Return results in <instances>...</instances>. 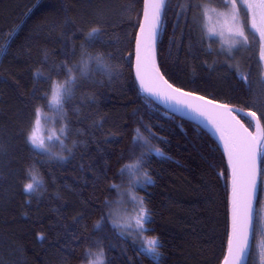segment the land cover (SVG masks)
Segmentation results:
<instances>
[{"label": "trees", "instance_id": "16d2710c", "mask_svg": "<svg viewBox=\"0 0 264 264\" xmlns=\"http://www.w3.org/2000/svg\"><path fill=\"white\" fill-rule=\"evenodd\" d=\"M192 2L201 8H191L186 22L185 15H178L186 0H167L156 47L159 69L178 88L256 112L264 126V105L252 86L253 57L233 70L206 51L201 10L225 8L224 3ZM142 5L143 0H0V44L7 45L6 54L0 55V264H82L86 249L99 250L96 241L108 264H156L137 251L155 236L158 264H220L223 259L229 234L228 164L207 131L140 91L133 50ZM97 27L99 37L86 43L87 33ZM82 44L93 55L103 53L113 73L96 69L81 79L65 106L66 116L53 107L43 109L46 130L58 131L65 124L69 129L62 137V154L68 158L48 161L27 143L34 109L47 103L41 96L51 80L65 79L66 73L57 75L54 66L78 61ZM73 48L75 55H66ZM37 71L51 80L34 77ZM240 118L252 129L249 118ZM145 126L155 133L151 144L164 156L153 155L144 165L154 183L143 190L135 187L150 210L146 228L154 231L138 234L134 245L113 228L109 212L117 208L120 192L110 186H126L127 173L121 176L119 170L139 156L142 149L133 137L137 128L147 136ZM48 143L61 152L58 142ZM33 167L44 185L25 193ZM106 200L114 203L106 207ZM252 244L253 238L247 264Z\"/></svg>", "mask_w": 264, "mask_h": 264}, {"label": "snow or ice", "instance_id": "6c2138e0", "mask_svg": "<svg viewBox=\"0 0 264 264\" xmlns=\"http://www.w3.org/2000/svg\"><path fill=\"white\" fill-rule=\"evenodd\" d=\"M225 7L231 4L232 7V19L235 21L236 15L238 14L236 0H222ZM249 10L253 9L254 4L261 10L259 13L260 24H257L256 12L253 11L252 17V28L259 31L261 37L264 38V0H244ZM167 0H151V13L148 11V0H146L145 8V21L147 22L149 29V38L154 41L156 34L161 26L162 14L166 8ZM201 8L199 3L193 4L192 0H186V3L181 6L180 13L178 15H185L191 8ZM215 11V9H211ZM226 18V17H225ZM140 30L143 33L145 31V22H141ZM100 29L93 28L87 33L86 43H92L95 41L100 34ZM210 32L213 30H209ZM229 35V55L231 51L241 42H247V36H245L244 29L242 27H233L229 25L227 27ZM10 37L15 35V30L9 33ZM223 35V30L221 31ZM210 47V46H209ZM7 52V45L0 44V55H4ZM66 55H75V49L73 48ZM137 77L140 80V87L144 92L150 93L152 96H156L160 99H164L168 102L175 103L184 108H187L191 113L196 116L205 117L207 122L212 124L217 131L221 132V139L224 140L225 150L228 152L229 161L231 163L234 155H243L244 157L254 156L255 152L264 150V135L258 134L253 136L247 132V129L243 128V125H239V128H229L227 122L224 120L225 114H230V109L227 105H216L214 101H205L204 97H195L194 93L182 92L179 88H173V86L166 80L162 75L159 74V70H154V75L146 81L145 75L141 74V55H140V37H137ZM143 67L147 68V61H144ZM54 69L59 75L60 72H65V79L61 82L59 80H51L50 75H45L42 72L37 71L34 73V77H43L45 81L51 80L49 89H46L41 98L47 99V103L39 105L34 109L35 119L33 120L30 131L27 135V143L31 149L36 150L37 155H44L48 161L58 160L64 161L68 157L62 154L63 149L66 147L65 141L62 138L68 131L67 124L61 126L59 130L49 129V135L47 137L41 134L43 129L42 117L46 116L43 109L45 107H54L60 117L66 116L65 106L73 100L75 96L76 88L79 86L81 79L87 80L93 71L99 69L106 72L111 76L113 69L106 63L105 56L103 53H96L93 55L88 52L85 45H81L80 59L75 63L69 65L67 61L61 64L55 65ZM242 80L247 82V76L243 73H237ZM250 75V74H249ZM49 91L51 97L48 99ZM195 97L197 101H204L203 104H193L190 102V98ZM251 116L256 117V112H251ZM235 119L234 117L232 118ZM46 122V121H45ZM239 123L238 121L236 122ZM148 135L145 136L141 133V129H135V135L133 137V143L138 144L142 149L139 156H137L132 162L122 165L119 170V174L123 176L125 173L128 175V189L121 190V185L112 184L110 187L117 189L121 196L127 194L129 199L126 201H119L121 207L112 209L109 215H115L119 211H128L126 205L131 203L133 205V211L135 215H129L127 218L113 220V228L116 229V235L122 239L127 240L131 238L133 244L136 245L138 241V234H143L146 231H154V229L146 228L147 224L151 223L150 210L145 204L144 197H138L133 188L139 187L140 189H146L148 185L154 183L149 172L144 168V165L148 162V158L155 155L163 157L164 153L158 148L151 144V140L155 137V133L151 132L150 127L145 126ZM242 130V131H241ZM48 141L58 142L62 147L61 152H54L53 145L49 144ZM75 144V141L73 142ZM255 144V148H253ZM71 153V149H67ZM40 163H45L41 160ZM235 174V169H234ZM28 175L30 177L29 182L24 185L25 193H34L38 191L44 185V179L37 173V170L33 167L29 169ZM252 187L255 186V180L251 181ZM114 202L111 200L105 201V206L108 207ZM252 202L251 194L247 196V209L248 217L245 221H241L239 215V208L234 210L233 216V227L232 233L229 236V254L232 261L235 264H240L242 257L246 253V248L249 244L248 237V225L253 223L252 215ZM104 216H101V220ZM134 222V223H133ZM100 226V222H97L96 227ZM97 245H100L99 250L95 253L91 249L85 250L86 257L94 256V259H88L87 264H108L106 259V253L100 241H96ZM159 237L155 236L146 240L143 244L137 247L142 255H147L158 264L161 253L159 252ZM224 264H231L230 260L226 257Z\"/></svg>", "mask_w": 264, "mask_h": 264}, {"label": "water", "instance_id": "95a60500", "mask_svg": "<svg viewBox=\"0 0 264 264\" xmlns=\"http://www.w3.org/2000/svg\"><path fill=\"white\" fill-rule=\"evenodd\" d=\"M143 8L141 13V19L138 25V29L135 35L134 39V50H133V73L136 80V83L140 89V91L148 97L150 100H152L155 104L158 106L164 108L168 112H172L176 116L187 120L189 122H192L198 126L201 127V129H204L207 131L214 140L218 143V145L223 150V153L225 155V158L228 164L229 168V196H228V214H229V234H228V241H227V248L225 251V254L223 259L221 260L220 264H224L225 258L227 257L231 264H235V261H232V258L229 254V236L232 233V227H233V216H234V210L238 207L239 208V215L241 221H245L248 217V209H247V196L250 193L251 194V202H252V215H253V223L248 225V237H249V244L246 248V253L242 257L240 264H247L248 256L250 253V247L251 242L253 238V230H254V221H255V211H256V204L258 200V194L260 189V175H261V154L264 152L257 151L255 152L254 156L244 157L243 155H234L232 158V161L230 163L229 161V155L228 152L225 150V143L224 140L221 139V132L217 131L216 128L207 122V119L205 117L196 116L194 113H191L187 108H184L180 105H176L175 103L168 102L164 99H160L156 96H152L150 93L144 92L140 87V80L137 77V37H140V55H141V74L145 75L146 81L150 79L154 75V70L158 69L159 74L164 77L168 81V79L163 75L161 70L159 69V64L157 61V41L159 37L160 28L156 34V37L154 41L149 38V29L147 22L145 21V8H146V0H143ZM148 11L151 13V0H148ZM164 15L162 14V17ZM145 22V31L142 33L140 30V24L141 22ZM162 23V21H161ZM144 61H147L148 67H143ZM169 82V81H168ZM170 83V82H169ZM173 88H178L172 83H170ZM181 89V88H179ZM182 92L185 93H194L195 97H204L205 101L211 100L214 101L216 105H227L230 109V114L224 115V120L227 122L228 127L231 128H239V125H243L244 129H247L248 133H251L253 136H256L258 134L264 135V126L257 117H253L250 115L251 112H254L250 109H244L239 107H232L231 105L213 100L211 98H208L206 96H203L201 94L181 89ZM195 97L190 98V102L194 105L199 103L203 104L204 101H197ZM235 118L234 120L232 118ZM240 117H246L249 118L252 122V129H250L245 123L241 120ZM239 122L238 124L236 122ZM242 131V130H241ZM253 148H255V144H253ZM235 169V174H234ZM255 180V186L252 187L251 181Z\"/></svg>", "mask_w": 264, "mask_h": 264}, {"label": "rangeland", "instance_id": "374dc122", "mask_svg": "<svg viewBox=\"0 0 264 264\" xmlns=\"http://www.w3.org/2000/svg\"><path fill=\"white\" fill-rule=\"evenodd\" d=\"M255 8L257 9L259 7L255 5ZM211 9H215V11H211ZM237 10L238 14L236 15L235 21H233L232 7L227 6L225 8L217 9L204 6L201 10L202 35H204L216 57L220 56L219 58L222 57L224 60H226L229 67H232L233 70H237V68L239 69L241 63L245 61L249 55L253 57L255 61L254 64L256 65L255 68L253 67L252 69V86L254 96H256V100L260 103V105H264V38L261 37L259 31H256V29L252 28L251 26L253 14H249L247 12L248 10L246 8H242L240 5H237ZM256 20L257 24L259 25V14L256 15ZM229 25H232L233 27H242L244 29L245 36H247V42H241L235 48H233L231 55H229L230 38L227 32V27ZM210 29L213 31L210 32ZM222 30L223 35H221ZM247 71L250 73L249 69ZM261 114L264 116V112H261ZM257 117L260 116L258 115ZM44 118L45 116L42 117L43 129L41 134L47 137L49 135V130H46ZM260 170L261 182L258 205L256 207V211L254 212L255 221L252 244L253 247L250 259L251 264H264V166ZM122 189H128V177L127 184ZM132 191L134 192L135 188H133ZM128 199L129 197L127 194L121 196L119 193L117 202L126 201ZM116 205L117 208L121 207L118 203H116ZM126 207L128 211L121 210L117 214L112 215V221L114 219L122 220L127 218L129 215H135V212L133 211V205L131 203H128ZM94 258V256L87 257V260ZM87 260L82 264H87Z\"/></svg>", "mask_w": 264, "mask_h": 264}, {"label": "flooded vegetation", "instance_id": "af4514ba", "mask_svg": "<svg viewBox=\"0 0 264 264\" xmlns=\"http://www.w3.org/2000/svg\"><path fill=\"white\" fill-rule=\"evenodd\" d=\"M236 4L237 5H240L242 8H246L248 11V13L249 14H253V11H255L256 12V14H259L260 13V9L259 8H255V4H254V6H253V9L252 10H249L248 9V7H247V4H245L244 3V0H236ZM228 7H231V4H229V6ZM206 51H207V53H210V52H212V49H211V47H209L210 45H209V43L206 41Z\"/></svg>", "mask_w": 264, "mask_h": 264}]
</instances>
